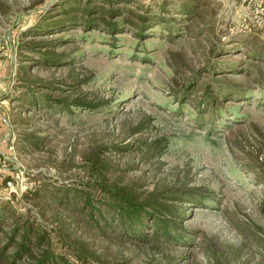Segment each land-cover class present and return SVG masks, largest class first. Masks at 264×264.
Listing matches in <instances>:
<instances>
[{"label":"rangeland","instance_id":"obj_1","mask_svg":"<svg viewBox=\"0 0 264 264\" xmlns=\"http://www.w3.org/2000/svg\"><path fill=\"white\" fill-rule=\"evenodd\" d=\"M20 228L12 264H264V0H0V264Z\"/></svg>","mask_w":264,"mask_h":264},{"label":"trees","instance_id":"obj_2","mask_svg":"<svg viewBox=\"0 0 264 264\" xmlns=\"http://www.w3.org/2000/svg\"><path fill=\"white\" fill-rule=\"evenodd\" d=\"M118 213L117 215L123 221V223H127L129 227H132V225L136 226L134 223L138 224L137 228H134V230H140L139 227V221L141 217L143 216H150V221L152 222V226L154 227V236H158V234H164L166 237H170V230H169V224L167 220H160L159 218L151 217L150 212H147V210L144 208V204H138L135 203L133 200H128L125 202H118L117 205ZM156 211L158 210L160 213H164L163 209H160V207L156 205H151ZM90 213V212H88ZM90 216L92 217V213H90ZM21 229V235H20V241L16 243V251L14 255L12 256V261L9 264H12V262L15 261L17 257H20L22 253H26L29 251V243L36 239L38 242L42 239V234L39 236H35L31 233V230L29 228H20ZM135 230V231H136ZM13 232H16V229L13 230ZM18 233V231H17ZM139 237L141 236V232H138L137 234ZM163 235V236H164ZM12 240V238H11ZM37 242V243H38ZM56 263L55 257H50L48 254H44L35 264H53Z\"/></svg>","mask_w":264,"mask_h":264}]
</instances>
